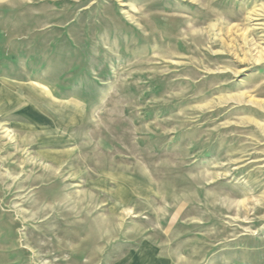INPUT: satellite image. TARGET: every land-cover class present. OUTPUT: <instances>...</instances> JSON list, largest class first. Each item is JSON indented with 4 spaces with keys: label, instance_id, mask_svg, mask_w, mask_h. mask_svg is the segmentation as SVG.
Here are the masks:
<instances>
[{
    "label": "rangeland",
    "instance_id": "1",
    "mask_svg": "<svg viewBox=\"0 0 264 264\" xmlns=\"http://www.w3.org/2000/svg\"><path fill=\"white\" fill-rule=\"evenodd\" d=\"M0 264H264V0H0Z\"/></svg>",
    "mask_w": 264,
    "mask_h": 264
}]
</instances>
